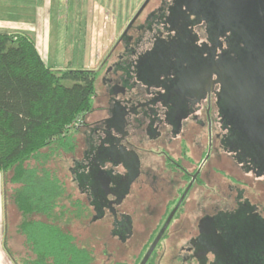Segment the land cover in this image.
<instances>
[{
	"label": "flooded vegetation",
	"instance_id": "1",
	"mask_svg": "<svg viewBox=\"0 0 264 264\" xmlns=\"http://www.w3.org/2000/svg\"><path fill=\"white\" fill-rule=\"evenodd\" d=\"M150 1L117 31L104 79L111 111L76 127L86 147L72 159L71 183L102 264L141 263L205 159L195 165L187 156L194 127L206 129L210 150L217 142L245 177L264 186L262 175L238 163L231 140L224 147L215 107V82L231 61L235 31L247 30L246 41L248 30L264 32V0H160L146 12ZM203 165L145 264H264V191L257 201L234 177L233 185L224 182L223 202L207 203L199 193L188 208L193 187L212 185L201 176Z\"/></svg>",
	"mask_w": 264,
	"mask_h": 264
},
{
	"label": "trees",
	"instance_id": "2",
	"mask_svg": "<svg viewBox=\"0 0 264 264\" xmlns=\"http://www.w3.org/2000/svg\"><path fill=\"white\" fill-rule=\"evenodd\" d=\"M248 31L252 40L246 42L247 30L235 31L231 61L215 82V107L224 147L231 140L238 163L264 177V32ZM245 76L253 91L250 104L244 101ZM94 83L92 71L48 66L30 36L0 32V173L12 207L8 219L17 223L12 232L23 239L26 264H95L96 256L102 264L96 248L79 239L86 232L84 201L54 164L63 155H77L78 131L69 125L86 123Z\"/></svg>",
	"mask_w": 264,
	"mask_h": 264
},
{
	"label": "rangeland",
	"instance_id": "3",
	"mask_svg": "<svg viewBox=\"0 0 264 264\" xmlns=\"http://www.w3.org/2000/svg\"><path fill=\"white\" fill-rule=\"evenodd\" d=\"M13 1L15 4L22 3L26 7L25 15L27 17L32 15V6L36 5V7H38L41 5V0ZM36 1L38 2L35 3ZM144 1L145 0H65L61 13L57 11V8L53 4L52 9L43 14L44 18L41 17L40 19V13L37 12L36 18L33 19L35 27H40V24L44 22L47 29L53 32L58 30L59 25L62 30L67 31L63 50L61 51V67L57 70H86L95 73V94L92 100L93 111L85 117V121L88 124L105 117L111 111L110 108L112 107V100L108 94V88L104 84L105 75L110 63L115 60L117 51V35H115L112 40L111 30H120L121 26H124ZM159 3L160 0H151L146 8V12L158 6ZM2 5L3 2L0 0V6ZM26 16L25 20H28ZM31 18H29V20H31ZM54 52V44L51 42L49 49L50 66L52 65ZM244 92V101H246V103L253 102V99H251V85L246 87ZM188 133L190 134L187 141V156L193 158L194 161H196L195 165H197L200 161L202 162L201 158L208 152L209 142L207 131L205 128L194 127V129L188 130ZM80 135L81 133L77 135L79 146L77 155L74 158L78 160L81 159L82 153L86 147V144L82 141L83 136ZM191 136L197 137V148L193 145V138ZM54 164L59 176H61L71 190L75 192V189L72 187L71 174L69 172V168L73 166L72 159L63 155L57 158ZM201 176L206 178L205 182H208L207 186L212 184L211 187H209L210 190L208 188L205 189V187H203L204 189L201 188V190L193 187L187 197V203L189 204L188 208L191 207V203L198 200L199 193H201V197H205L207 203H210L211 197L216 201L220 199L221 202H223L222 199H225L226 196L224 182L233 185L234 177H237L239 181L237 182L239 185L237 188L245 189L246 193L251 196V198L261 201V190L264 191V186L258 183L260 181L245 177L232 159L218 148L217 142H213L211 150L209 149V157L203 165ZM211 189H214V191ZM192 213L194 214L195 211L189 210V219ZM16 221H18V217H16ZM71 224L72 230L75 229V226H78L76 222ZM79 234V239L82 242L86 243V245L92 242L93 246L99 250V240L96 239L97 237H89L90 234L87 232H80ZM12 237L17 238L14 242V249L18 254V264H26L23 239L14 234ZM99 238L98 236V239ZM11 250L13 251V248H11ZM96 257L95 264H99L100 258L98 256Z\"/></svg>",
	"mask_w": 264,
	"mask_h": 264
},
{
	"label": "crops",
	"instance_id": "4",
	"mask_svg": "<svg viewBox=\"0 0 264 264\" xmlns=\"http://www.w3.org/2000/svg\"><path fill=\"white\" fill-rule=\"evenodd\" d=\"M2 2L3 5L0 6V32L30 36L35 42L39 55L48 66H50L49 49L52 42L54 44L55 52L52 57V65L50 67L54 70L60 68L62 61L61 51L63 50V44L67 31L62 30L59 25L58 30L53 32L52 30L47 29L44 22L43 24H40V27H35L33 19L36 18L37 12L40 13V19L41 17L44 18L43 14L46 11H50L53 4L57 8V11L61 13L65 0H41L40 6H32V15L29 17L25 15L26 7L22 3L15 4L13 0H2ZM37 2L38 1L35 3ZM25 16L28 20H25ZM29 18H31V20H29ZM116 34V30H111L112 40ZM10 203V199H8L7 191L5 189L4 177L3 174L0 173V264H16L12 257L17 258L18 256L14 249L15 238L12 237L13 228L17 225V223H10L8 219V216L12 211ZM11 248H13V251Z\"/></svg>",
	"mask_w": 264,
	"mask_h": 264
},
{
	"label": "water",
	"instance_id": "5",
	"mask_svg": "<svg viewBox=\"0 0 264 264\" xmlns=\"http://www.w3.org/2000/svg\"><path fill=\"white\" fill-rule=\"evenodd\" d=\"M149 1H150V0H145V2L142 4V6L140 7V9L138 10V12L136 13V15L134 16V18L132 19L131 24H132V23L135 21V19L139 16V14L142 12V10L145 8V6L148 4ZM219 1H220V4H221V3H222V0H219ZM244 39H245V38H244ZM244 42H246V40H244ZM243 80H244V82H246V83H245V87H248L249 85H251V80L248 79L247 76H245V77L243 78ZM243 90H244V89H243ZM252 94H253V91H251V95H252ZM251 99H252V96H251ZM245 102H246V101H245ZM248 104H250V103H248ZM209 149H210V145H209V147H208V152H207V154H206V157H205V159L203 160V163H202V164L200 165V167H199V170H200L201 166L204 164V162L206 161V159L208 158V155H209ZM199 170H197L196 174L192 177V179H191V181L189 182L187 188L185 189V191L183 192L181 198L179 199V201H178L176 207H175V208L171 211V213L169 214V216H168V218H167L165 224L163 225V227H162L160 233L158 234L157 238L155 239V241L152 243V245H151L150 248L148 249L147 253L145 254V256H144V258H143V260L141 261L140 264H145V262L147 261V259H148V257L150 256V254H151L153 248L155 247V245H156L158 239L160 238V236L162 235V233H163V231L165 230L166 226L168 225V223L170 222L171 218L173 217V215H174V213H175V211H176L178 205H179L180 202L184 199L185 195L187 194L188 190L190 189V187H191V185H192V183H193V179L195 178V176L197 175V173L199 172Z\"/></svg>",
	"mask_w": 264,
	"mask_h": 264
},
{
	"label": "built area",
	"instance_id": "6",
	"mask_svg": "<svg viewBox=\"0 0 264 264\" xmlns=\"http://www.w3.org/2000/svg\"><path fill=\"white\" fill-rule=\"evenodd\" d=\"M78 123H79V121H76V122L71 123V124L69 125V128L78 127V125H79Z\"/></svg>",
	"mask_w": 264,
	"mask_h": 264
}]
</instances>
